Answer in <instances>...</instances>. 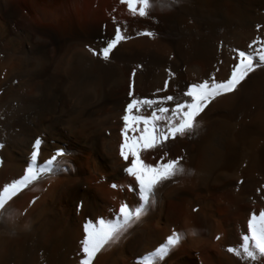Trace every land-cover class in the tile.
<instances>
[{
	"label": "bare ground",
	"instance_id": "bare-ground-1",
	"mask_svg": "<svg viewBox=\"0 0 264 264\" xmlns=\"http://www.w3.org/2000/svg\"><path fill=\"white\" fill-rule=\"evenodd\" d=\"M153 3L139 17L120 0H0V189L23 177L36 139L38 163L57 155L53 167L63 169L0 215V264H78L84 225L114 221L122 203L139 202L119 156L126 104L183 100L189 84L230 74L232 49L264 40V0ZM113 18L131 39L104 61L87 49L112 38ZM145 31L155 35H137ZM197 121L191 136L166 143L160 161L179 157L185 173L159 187L141 221L93 264H141L173 231L183 238L160 264H244L226 249L241 243L249 213L264 210V68ZM162 155L141 158L155 164Z\"/></svg>",
	"mask_w": 264,
	"mask_h": 264
},
{
	"label": "snow or ice",
	"instance_id": "snow-or-ice-1",
	"mask_svg": "<svg viewBox=\"0 0 264 264\" xmlns=\"http://www.w3.org/2000/svg\"><path fill=\"white\" fill-rule=\"evenodd\" d=\"M175 0H161V8H169ZM125 4L133 16L146 17L154 7L153 0H120ZM115 25L114 35L105 42L98 51L89 47L87 50L104 61L110 59V53L130 36L124 34L120 24L113 18ZM259 27V26H258ZM137 35L153 37V32H139ZM258 45L257 47H253ZM234 53L233 63L230 66V74L222 80L210 76L200 82L191 83L180 95L183 100L176 99L173 95H165L158 98H133L125 106L121 120L123 127L120 130L122 140L119 144V156L128 162L122 171L134 180L132 186L139 196L138 205L130 209L121 204L118 209V218L114 221L100 219L98 222L87 223L83 227V239L80 241L79 253L81 257L78 264H93L99 253L119 241L134 224L141 221L153 202V197L159 187L166 182H175V178L185 173L179 157L160 162L167 156L164 151L166 143L178 136H191L198 131L197 117L215 100L220 97L233 94L238 90L250 74L257 69L264 68V40L254 39L247 50L232 49ZM137 67H140L137 65ZM169 77L173 73L165 70ZM135 76V72L132 73ZM168 81L165 80L164 88L167 89ZM132 83H129L128 96L132 97ZM157 91H160L159 89ZM172 102L171 107H166ZM142 109H150L149 115L142 114ZM129 132L133 133L129 135ZM41 141L36 139L33 144L30 163L22 178L5 184L0 189V215L7 211L9 202L23 189L39 178L46 175H54L63 169L54 168L57 155H53L42 165L37 160V149ZM160 149L163 155L155 164L145 163L141 153ZM62 156V154H58ZM189 174H191L189 172ZM242 183V181L237 182ZM111 187L116 188L113 184ZM130 190H132L130 188ZM259 191V189L257 190ZM246 233L240 237L241 243L237 247H228L226 251L233 254L244 264H255L264 258V210L251 212L246 221ZM195 235V232H193ZM182 235L173 231L165 244L156 248L154 252L142 258L141 264H160L182 240ZM219 239V236L216 237Z\"/></svg>",
	"mask_w": 264,
	"mask_h": 264
},
{
	"label": "rangeland",
	"instance_id": "rangeland-1",
	"mask_svg": "<svg viewBox=\"0 0 264 264\" xmlns=\"http://www.w3.org/2000/svg\"><path fill=\"white\" fill-rule=\"evenodd\" d=\"M126 12H128L129 14H132V13H130V12L128 11L127 6H126Z\"/></svg>",
	"mask_w": 264,
	"mask_h": 264
}]
</instances>
